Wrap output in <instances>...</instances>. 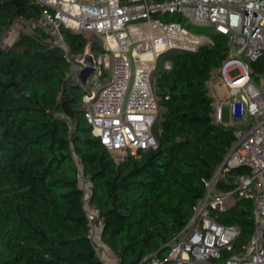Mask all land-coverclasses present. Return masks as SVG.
I'll return each instance as SVG.
<instances>
[{
    "label": "trees",
    "instance_id": "16d2710c",
    "mask_svg": "<svg viewBox=\"0 0 264 264\" xmlns=\"http://www.w3.org/2000/svg\"><path fill=\"white\" fill-rule=\"evenodd\" d=\"M40 14L37 0H0V40L11 23L30 27L11 48L0 49V264H102L88 238L73 152L92 178L104 241L122 264L153 253L166 257L167 243L191 218L205 182L235 140L233 127L214 121L207 84L227 56L228 38L215 33L196 51L160 56L157 147L116 159L92 134L85 90L63 49L35 23ZM62 33L72 55L88 44L95 55L103 51L100 40L85 33L65 27ZM166 59L170 70L163 69ZM252 66L253 76L262 72L264 57ZM246 172V166L232 168L218 188L233 189ZM230 200L217 220L237 225L240 234L215 264L243 248L254 232L252 201L237 194Z\"/></svg>",
    "mask_w": 264,
    "mask_h": 264
},
{
    "label": "built area",
    "instance_id": "2783aa9c",
    "mask_svg": "<svg viewBox=\"0 0 264 264\" xmlns=\"http://www.w3.org/2000/svg\"><path fill=\"white\" fill-rule=\"evenodd\" d=\"M41 14L36 24L60 46L78 83L84 52L72 55L62 28L92 32L103 51L95 55L99 81L85 87L84 115L92 134L120 158L130 150L157 147L155 124L160 111L157 65L170 50L196 51L212 42V35L228 38V52L208 80L213 117L234 128L235 140L214 175L205 182L206 192L194 206L184 228L167 243L166 257L155 253L137 264H215L231 252L240 234L234 224L217 220L226 203L237 194L254 205V232L240 250L219 264H264V70L253 76L252 64L264 57V0H37ZM17 22V21H16ZM189 24V25H187ZM192 26H209L204 35ZM18 32L15 22L5 30L0 49L12 47ZM90 45V44H88ZM172 61L164 60L170 70ZM233 72V74L231 73ZM92 78V77H91ZM259 79L256 80V79ZM87 85V84H86ZM85 85V86H86ZM218 85L226 89L219 97ZM228 105L224 120L223 106ZM69 129L73 124L67 118ZM81 203L88 223V238L102 264H122L103 238L104 222L93 199L94 185L80 155L73 152ZM246 166L231 190L218 183L234 167Z\"/></svg>",
    "mask_w": 264,
    "mask_h": 264
},
{
    "label": "rangeland",
    "instance_id": "374dc122",
    "mask_svg": "<svg viewBox=\"0 0 264 264\" xmlns=\"http://www.w3.org/2000/svg\"><path fill=\"white\" fill-rule=\"evenodd\" d=\"M189 25V24H187ZM15 26H16V29H17V32H18V35L19 33L23 32V31H30V27L28 25H26L24 22L22 21H17L15 22ZM192 29L201 33V34H204V35H209V34H212L213 33V29L210 28L209 26H192ZM85 34L91 38L92 40H99L98 37L96 36V34L92 33V32H85ZM233 74V72H231ZM100 79L98 78V76L96 75H93L92 78L90 79V81L88 82V84L85 86V85H82L83 88L85 89V87H92L93 84H95V81H99ZM256 80L259 81V79L257 78ZM216 91H217V94L219 97H223L225 94H226V89L224 86L222 85H218L217 88H216ZM218 98H215L214 101H218L217 100ZM229 109H228V105H224L223 106V114H224V120H227L229 117V113H228ZM115 156L116 159H120V155L119 154H113ZM232 201V200H230Z\"/></svg>",
    "mask_w": 264,
    "mask_h": 264
},
{
    "label": "water",
    "instance_id": "95a60500",
    "mask_svg": "<svg viewBox=\"0 0 264 264\" xmlns=\"http://www.w3.org/2000/svg\"><path fill=\"white\" fill-rule=\"evenodd\" d=\"M82 63H83V68L80 71L78 77H79L81 83L86 85V84H88L91 77L95 73H101V67L97 65L95 55L91 51L90 45H87V47L84 51Z\"/></svg>",
    "mask_w": 264,
    "mask_h": 264
}]
</instances>
